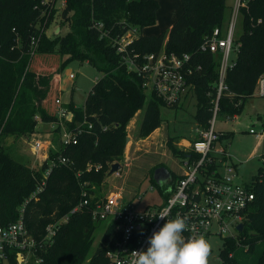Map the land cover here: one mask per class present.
<instances>
[{"label":"trees","instance_id":"obj_1","mask_svg":"<svg viewBox=\"0 0 264 264\" xmlns=\"http://www.w3.org/2000/svg\"><path fill=\"white\" fill-rule=\"evenodd\" d=\"M181 1L182 12L168 32L153 34L147 31L157 23L158 0H67L62 12L67 32L45 34L38 51L31 56V37L38 33L37 24L44 19L39 9L41 0H0V139L8 134L34 133L37 114L43 122L59 121L57 74L64 62L59 68L52 65L49 69H32L36 54L68 55V59L87 61L100 73L83 107H75L74 102L68 104L73 112L72 120L66 121L69 128L75 129L86 116H90L93 128L85 124L78 143L67 147L60 144L61 126L55 129L59 142L56 148L50 149L49 159L65 155L74 164L59 165L45 178L49 160L32 167L14 159L0 143L1 224L17 220L23 203L45 179L44 190L37 199L27 203L24 213L31 233L36 237L42 235L49 222L67 214L81 201L85 182L89 190L95 186L91 190L95 198L104 196L100 195L102 191L97 193L98 185L105 181L111 165L124 159L127 125L139 110L144 108L138 128L140 138L149 136L162 125L164 102L154 93L147 94L141 78L129 70L123 53L113 41L131 29H137L139 34L130 48L141 55L161 50L190 54L194 72L188 81L194 84L198 104L195 118L201 127L209 126L217 96L221 55L204 49L203 44L216 27L226 32L225 21L232 15L233 6L227 0ZM240 12L243 31L235 39L237 58L226 76L229 91L219 100L221 115L240 114L247 98L256 91L260 76L264 75V0H243ZM93 19L107 25L109 37H101L102 30L94 25ZM52 91L56 94L49 108L47 103ZM91 113L100 116L91 117ZM102 125L109 128L103 130ZM170 148L176 155L184 154L173 143ZM88 165L102 167L88 171ZM250 186L254 200L245 211L244 228L235 236L224 237L220 264H264V163ZM99 224L93 219L90 207L71 214L54 243L38 253L43 261L31 260L28 264H108L106 251L113 226L105 230L91 253ZM259 245L261 251L249 262L246 254ZM241 247L246 250L240 256ZM16 255L15 249L10 250V264H18Z\"/></svg>","mask_w":264,"mask_h":264},{"label":"built area","instance_id":"obj_2","mask_svg":"<svg viewBox=\"0 0 264 264\" xmlns=\"http://www.w3.org/2000/svg\"><path fill=\"white\" fill-rule=\"evenodd\" d=\"M242 1L237 0L226 33H223L220 27H216L203 44L204 49L221 55L217 96L211 108L212 117L207 128L199 129V136L193 141L191 149L181 155L183 172L175 180L164 204L142 210L132 201L125 202L119 191L95 198L96 194L91 191L95 186H91L89 190L85 185L88 183L85 182L81 201L67 214L49 222L44 233L36 237L27 227L24 213L27 203L33 198L37 199L44 190L46 180L43 179L31 197L23 203L17 220L7 225L0 223V264H10L12 249L17 251L18 264H28L31 260L36 263L42 262L43 258L38 255L40 250L54 243L58 231L69 221L71 214L89 207L93 219L97 222L102 223L110 217L113 218L108 226H113L109 248L106 251L108 264H132L134 260L132 252L146 250L149 246L148 238L166 223V220L159 217L165 210L169 218H175L177 215L187 217L189 231L184 233L185 237L199 234L208 241L214 235L235 236L239 232L237 226L243 222L245 211L254 200V192L250 184L238 181L237 165L219 144L221 133L216 130V122L221 111L219 100L229 91L226 76L228 69L235 62L230 61L231 51L232 49L237 51L238 48L235 44L234 31ZM66 4L67 0H41L39 9L42 10L44 19L37 24L38 33L31 37V56L38 51L45 34L53 36L61 32L60 26L59 31H55L57 27L55 23L57 14H62ZM93 23L102 30L101 37L110 36V30L106 29L107 25L104 22L93 19ZM138 34L137 29H131L113 39L118 51L123 53L129 70L136 72L141 78L142 87L147 94H156L169 107L181 104L184 97L187 98L188 94L192 95L194 92V84L188 81V76L194 72V67L190 64V54L177 55L161 50L141 55L130 48ZM70 77L74 78V73H71ZM257 91L264 97V75L258 80ZM57 103L58 116L67 120L69 110L63 106L61 98L57 99ZM85 124L89 129L93 128L88 116L75 129L64 127L61 134L62 146L78 143ZM108 128L109 125H102L103 130ZM251 132L254 130L251 129ZM33 145L37 153L46 147L42 140H36ZM128 161L125 159V163ZM66 164H74V160L65 155L49 159L45 178H48L55 167ZM101 167L102 165H88L87 170L91 171L93 168L98 170ZM120 170L116 172L117 175H120Z\"/></svg>","mask_w":264,"mask_h":264},{"label":"rangeland","instance_id":"obj_3","mask_svg":"<svg viewBox=\"0 0 264 264\" xmlns=\"http://www.w3.org/2000/svg\"><path fill=\"white\" fill-rule=\"evenodd\" d=\"M158 1L160 7L157 15V23L148 29V33L158 34L163 31L168 32L174 18L178 17L182 11L181 0ZM228 1L233 2L231 4L236 3L235 0ZM230 17L231 16H228L225 21V28L228 27ZM63 19L62 14H57L55 24L63 26V33H66L68 30L66 27L68 26ZM242 31L243 15L239 11L236 19L234 39H238ZM68 58V55L60 56L58 54L45 55L38 53L34 58L32 69H49L48 67L52 65L59 68L64 62V65L59 69L57 74L61 100H63V103L66 102V104L74 101L79 107H83L88 94L100 77V73L87 61ZM236 58L237 51L232 49L230 61L233 62ZM71 73H74L75 78H70ZM54 94H56V92L52 91L49 95L47 103V107L49 108H52ZM197 110L198 104L194 95L188 96L186 100L183 101L181 107L162 106L161 116L163 122L162 126H160L162 129L161 132H164L166 135L178 136L179 139L186 137L190 141L194 140V136L197 134V126L195 124ZM92 114L97 116L96 113ZM143 116L144 108L139 110L127 125V136H130L131 140L126 143L124 155L127 150L130 151V164H126L123 160L121 168L122 175L119 176L116 173L108 174L105 181L101 185H98L100 190H97V193L102 191L100 195L106 196L111 190L116 191L121 189L124 194L125 202L132 201V203L142 210L147 207L161 206L164 204L165 200L160 187L154 185L151 180V166L156 162H163L165 165L169 166L174 173L178 174L182 171L183 161V156L175 155L171 151H168L164 155L166 151L163 144V137L157 140L156 134L152 136V133H154L156 129L145 138H140L138 136V128ZM240 118L242 119V124L234 120H229V123L226 124L221 121L225 118L220 113L217 117L216 130L224 131L227 128L234 129L232 130L235 131L234 138H224L221 140L220 144L227 147L230 153H232L233 150L237 151L238 159H240L238 165L243 176L241 182L243 183L244 181L245 183H249L253 180L254 175L257 174L259 168L264 163V97L258 95L257 90L251 97L247 98L244 109L242 113H240ZM46 125H48V122L39 123L37 128L42 129ZM251 129H253L254 132H251ZM46 137V135L44 136L38 133L30 135L8 134L1 137L0 143L14 159L30 164L32 167H37L40 166V163L36 160L41 153H37L34 150L33 143L38 138L43 140ZM156 140L157 143L154 145ZM58 142L59 140L56 139V147ZM112 220L113 218L110 217L97 227L94 233L95 240L91 253L96 250L105 230ZM214 230L216 231L217 228ZM208 242L212 249L209 256V264H220V251L224 246V237L221 235H214L208 239ZM261 249L262 246L259 245L254 251L246 254L248 255V261L252 262ZM245 250L246 247H241L239 249L240 256L244 255L243 253Z\"/></svg>","mask_w":264,"mask_h":264},{"label":"crops","instance_id":"obj_4","mask_svg":"<svg viewBox=\"0 0 264 264\" xmlns=\"http://www.w3.org/2000/svg\"><path fill=\"white\" fill-rule=\"evenodd\" d=\"M236 1V3H237V0H235ZM227 3L228 4H230V5H232L233 6V9L232 10H234V7L236 6V3L235 4H231V3H233V2H229L228 0H227ZM239 11H240V9H239ZM238 11V12H239ZM159 12V11H158ZM182 12V11H181ZM232 13H233V11H232ZM181 14V13H180ZM179 14V15H180ZM178 15V16H179ZM177 17H175L174 18V20L176 19ZM231 19H232V15H231V17H230V21H231ZM174 20H173V22H174ZM230 21H229V23H230ZM173 22H172V24H173ZM172 24H171V26H172ZM61 27V29H60V31H63V26H61V25H57V27L55 28V31H59L58 30V27ZM228 26H229V24H228ZM66 28H68V27H66ZM171 28V27H170ZM227 29H228V27L227 28H224L223 30H226L227 31ZM53 30V29H52ZM50 32H52V31H50ZM226 33V32H225ZM71 78V77H70ZM75 78V77H74ZM58 79V78H57ZM258 87V86H257ZM256 90H257V88H256ZM192 94V93H191ZM195 96V91L193 92V94L192 95H190V94H188V96ZM259 95V94H258ZM187 96V97H188ZM59 97H60V95H59ZM61 98V97H60ZM87 99V98H86ZM184 100H186V98L184 97V99L182 100V103L181 104H179V105H177V107H181L182 105H183V101ZM62 102H63V100H62ZM71 102H74V101H71ZM85 102H86V100H85ZM70 103V102H69ZM69 103H67L66 104V102H64L63 103V106L67 109V110H69V114H68V119L67 120H72V117H73V112L70 110V108L68 107V104ZM75 104V103H74ZM75 107H79L77 104H75ZM175 107V106H174ZM242 113V112H241ZM97 114V113H96ZM95 117L92 113H91V117ZM98 116H100L99 114H97V118H98ZM224 116V118L225 119H222L221 121L222 122H224V123H229V120H234V121H236L237 123H240V124H242V119L240 118V114H235V115H232V116H230V115H223ZM59 117V116H58ZM90 117V116H89ZM35 118L37 119V121L39 120V123H44L43 121H42V119H41V117L37 114V115H35ZM67 120H65L64 118H60L59 117V121H56V122H48V125H46V126H44L42 129H38L37 127V130L34 132V133H32V134H36V133H38V134H43L44 136L46 135L47 137V139L45 138V139H43L44 140V143H45V148L42 150V151H40L39 153H41L40 155H38V158H37V160L36 161H39V163H40V165L42 164V163H44V162H46V161H48L49 160V151H50V149L51 148H56V145H55V140H56V135H55V129H56V127H58V125L59 126H61V132H60V144L62 145V143H61V134H62V131H63V129H64V127H66L67 126V123H66V121ZM100 120H102V121H105V120H103V119H100ZM38 123V124H39ZM38 124H37V126H38ZM195 124H196V130H197V134L194 136V140H196L197 138H198V136H199V129L201 128V126L197 123V121L195 122ZM162 126V125H161ZM161 127L160 128H158V129H156L155 131H154V133H152V136L154 135V134H156V138H157V140H160V139H158V138H161V137H163V144H164V146H165V151L166 152H164V155L168 152V151H171V152H173L172 151V149L170 148V143H173L176 147H178L180 150H182L183 152H185V151H189L190 149H191V145H192V143H193V141L194 140H192V141H190L189 139H187L186 137H184V138H181V139H179L178 138V136H171V135H166L164 132H161ZM232 130H234V129H231V128H227V129H225L224 131H221V130H219L218 132H220L221 133V139H220V141H219V144H220V142H221V140L222 139H224V138H227V139H233L234 138V135H235V131H232ZM251 131V130H250ZM34 136V135H33ZM37 140H42V139H40V138H38ZM42 140V141H43ZM130 140H131V137H130ZM157 140L154 142V145L157 143ZM126 143H128V142H126ZM154 145H152V146H154ZM218 145V144H217ZM219 146V145H218ZM220 146L221 147H223L228 153H229V155H230V159H231V161L233 162V163H235L236 165H237V169H238V173H239V179H238V181L239 182H241V178L243 177L242 176V174H241V170H240V168H239V163H238V161L240 160V159H238V155H237V151L235 150H233V152L232 153H230V151L227 149V147H224L223 145H221L220 144ZM136 153H137V151H136ZM174 153V152H173ZM130 151H128L127 150V152H125V155H124V161H125V159H128L129 161H128V163H126V164H130ZM175 154V153H174ZM185 154V153H184ZM176 155V154H175ZM182 154H179L178 156H181ZM123 160H121V161H116V162H120V164H121V168H122V162H123ZM263 160H264V158H263ZM158 168H165L167 171H164L163 169H160L159 171H158V173H156V170L158 169ZM117 172V171H116ZM115 172V173H116ZM183 172V169H182V171L181 172H179L178 174H176V173H174L171 169H170V167L169 166H167V165H165L163 162L161 163V162H156L155 164H153L152 166H151V169H150V176H151V180H152V182L154 183V185H158L159 187H160V189H161V191L163 192V194H164V197L166 198V196H167V194L169 193V191H170V189L172 188V186H173V184H174V182H175V180L177 179V177L178 176H180L181 175V173ZM117 174V173H116ZM122 174H121V170H120V175L119 176H121ZM255 176V175H254ZM252 182V181H251ZM251 182H249V183H245L244 181H243V184H250ZM242 183V182H241ZM169 184H170V186H169ZM169 186V187H168ZM169 189V190H168ZM168 190V191H167ZM113 190H111L110 192H112ZM116 191H119V192H121V194H122V197H123V199H124V194H123V191L121 190V189H118V190H116ZM125 200V199H124Z\"/></svg>","mask_w":264,"mask_h":264},{"label":"clouds","instance_id":"obj_5","mask_svg":"<svg viewBox=\"0 0 264 264\" xmlns=\"http://www.w3.org/2000/svg\"><path fill=\"white\" fill-rule=\"evenodd\" d=\"M159 217L166 223L148 238L146 250L132 252V264H209L212 249L207 239L184 235L189 231L187 217L169 218L167 210Z\"/></svg>","mask_w":264,"mask_h":264},{"label":"water","instance_id":"obj_6","mask_svg":"<svg viewBox=\"0 0 264 264\" xmlns=\"http://www.w3.org/2000/svg\"><path fill=\"white\" fill-rule=\"evenodd\" d=\"M129 140H130V136H127L126 142H128ZM120 169H121V164H120V162H114V163L111 165V169H110V171H109V174H113V173H115L116 171H118V170H120ZM160 169H163L164 171H167L165 168H158V169L156 170V173H158V171H159ZM243 228H244V223H243V222L239 223L238 226H237V229L241 232V231L243 230Z\"/></svg>","mask_w":264,"mask_h":264}]
</instances>
